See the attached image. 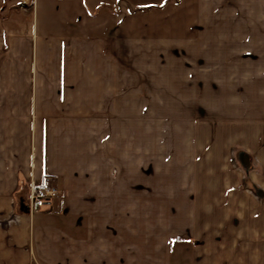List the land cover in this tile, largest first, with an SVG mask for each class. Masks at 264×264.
Segmentation results:
<instances>
[{"label": "crops", "instance_id": "obj_1", "mask_svg": "<svg viewBox=\"0 0 264 264\" xmlns=\"http://www.w3.org/2000/svg\"><path fill=\"white\" fill-rule=\"evenodd\" d=\"M169 34L210 52L241 107L223 149L137 138L147 94L122 51ZM254 76L264 0H0V264H264V87L245 105L228 85ZM46 178L55 196L31 205Z\"/></svg>", "mask_w": 264, "mask_h": 264}, {"label": "rangeland", "instance_id": "obj_2", "mask_svg": "<svg viewBox=\"0 0 264 264\" xmlns=\"http://www.w3.org/2000/svg\"><path fill=\"white\" fill-rule=\"evenodd\" d=\"M153 42L151 50L122 51L121 56L122 60L129 55L131 66L127 65L125 73L136 75L138 94H147V99L143 98L138 102V112L142 113L136 116L137 138L153 140L154 149L158 145L163 146L158 148L163 153L164 150L166 153L168 151L169 157L178 152L181 155L183 151L186 157L192 156L198 150L204 155L210 153V150L223 149L224 146L220 143L222 140L230 142L237 139L240 131L229 130V127L233 122L238 123L241 117L231 111L239 112L241 107H237L239 105L236 103L232 104L230 97L225 99L224 88L220 89L221 84L212 80L214 76L210 68H214L215 61L210 58V52L183 49L185 47L181 44L182 40L172 34L153 36ZM246 57L249 61L251 58L253 62L256 60L253 54ZM83 58L89 63L99 59L87 51ZM217 68L222 69V66ZM249 69L251 73L256 69L259 72L262 68ZM224 78L225 76L220 77L222 80ZM253 78H256L254 82L236 83L237 86L233 89L232 84H228L229 94L250 96L247 100L244 99L243 104H257L256 95H262L259 91L261 89H257L264 87V77L254 76L250 80ZM224 109L227 114H224ZM259 115L254 114V119L259 120L264 116ZM221 123L228 127L221 129ZM234 163L244 171L256 168L254 158L245 153H237Z\"/></svg>", "mask_w": 264, "mask_h": 264}, {"label": "built area", "instance_id": "obj_3", "mask_svg": "<svg viewBox=\"0 0 264 264\" xmlns=\"http://www.w3.org/2000/svg\"><path fill=\"white\" fill-rule=\"evenodd\" d=\"M55 196V189L49 186V178L43 181V184L38 189H34L31 197L30 203L34 205L37 200H48Z\"/></svg>", "mask_w": 264, "mask_h": 264}]
</instances>
